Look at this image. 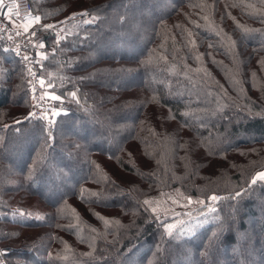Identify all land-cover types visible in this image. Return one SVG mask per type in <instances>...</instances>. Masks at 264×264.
Masks as SVG:
<instances>
[{
	"label": "trees",
	"instance_id": "16d2710c",
	"mask_svg": "<svg viewBox=\"0 0 264 264\" xmlns=\"http://www.w3.org/2000/svg\"><path fill=\"white\" fill-rule=\"evenodd\" d=\"M31 1L65 107L0 45V264H264V0Z\"/></svg>",
	"mask_w": 264,
	"mask_h": 264
},
{
	"label": "built area",
	"instance_id": "2783aa9c",
	"mask_svg": "<svg viewBox=\"0 0 264 264\" xmlns=\"http://www.w3.org/2000/svg\"><path fill=\"white\" fill-rule=\"evenodd\" d=\"M9 8L12 9L11 13L8 12ZM29 14L38 16L31 0H0V45L22 61L27 72L32 112H35L34 117L44 120L49 128V135L52 137L54 119L64 109L65 102L44 97L43 85L39 82L41 78L39 46L33 30L29 28L25 32L21 26ZM0 262H5L1 247Z\"/></svg>",
	"mask_w": 264,
	"mask_h": 264
},
{
	"label": "snow or ice",
	"instance_id": "6c2138e0",
	"mask_svg": "<svg viewBox=\"0 0 264 264\" xmlns=\"http://www.w3.org/2000/svg\"><path fill=\"white\" fill-rule=\"evenodd\" d=\"M8 12L11 13V12H12V9L9 8V9H8ZM84 15H87V13H84ZM40 19H41V18H40L39 16H33V15L29 14V15L26 17V19H25V21H24V23H23V29H24V31L27 32L28 29H29V27L31 26V24L34 23V22H38ZM48 27H51V25H49ZM17 34H19V33H17ZM33 35H34V33H33ZM40 47H44L43 42L40 43ZM42 55H44V54L42 53ZM25 59H26V57H25ZM29 71L31 72V69H29ZM39 82H40L41 85H44V79H43L42 77L40 78ZM49 95H51V94H49ZM73 95H75V93H73ZM34 98H35V97H34ZM53 98L58 99V97H55V96H53ZM58 111H59V110H57V112H58ZM29 115L34 116V115H35V112H32V113H30ZM257 179L264 181V171H258V172H256V173L251 177V182L254 184V183H256ZM239 194H240V193H237L236 195H239ZM187 199H188L189 201H191V197H187ZM211 199H212L213 201H215V200H218L219 197H217L216 195H212V196H211ZM200 202L202 203V201H200ZM144 203H145V204H148L149 201L145 200ZM152 211L155 212V211H156V208L153 207V208H152ZM210 211H214V209H210ZM165 227H166V229L168 230V234L171 235V234H172V229H173L174 225H170V224H169V225H165ZM181 231H183V229H182Z\"/></svg>",
	"mask_w": 264,
	"mask_h": 264
},
{
	"label": "rangeland",
	"instance_id": "374dc122",
	"mask_svg": "<svg viewBox=\"0 0 264 264\" xmlns=\"http://www.w3.org/2000/svg\"><path fill=\"white\" fill-rule=\"evenodd\" d=\"M37 13V12H36ZM23 24V23H22ZM36 24V23H35ZM31 27H32V25H31ZM31 27H29V28H31ZM40 48V47H39ZM28 93H29V97H30V92H29V90H28ZM43 94H44V97L46 98V99H50V95L48 94V92L46 91V89H45V87H43ZM51 98H53V96H51ZM31 101V100H30ZM30 113H32V104H31V102H30ZM2 249V248H1ZM5 260H6V258H5Z\"/></svg>",
	"mask_w": 264,
	"mask_h": 264
},
{
	"label": "crops",
	"instance_id": "0c3cea01",
	"mask_svg": "<svg viewBox=\"0 0 264 264\" xmlns=\"http://www.w3.org/2000/svg\"><path fill=\"white\" fill-rule=\"evenodd\" d=\"M38 16H39V15H38ZM40 21H41V20H39L38 22H34V23H32V24H31V25H32V27L30 26V27H31V29L33 30V27H34L36 24L40 23ZM35 23H36V24H35ZM21 26L23 27V24H21Z\"/></svg>",
	"mask_w": 264,
	"mask_h": 264
},
{
	"label": "water",
	"instance_id": "95a60500",
	"mask_svg": "<svg viewBox=\"0 0 264 264\" xmlns=\"http://www.w3.org/2000/svg\"><path fill=\"white\" fill-rule=\"evenodd\" d=\"M262 171H264V170H262ZM257 180H259V179H257Z\"/></svg>",
	"mask_w": 264,
	"mask_h": 264
}]
</instances>
